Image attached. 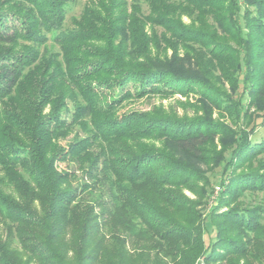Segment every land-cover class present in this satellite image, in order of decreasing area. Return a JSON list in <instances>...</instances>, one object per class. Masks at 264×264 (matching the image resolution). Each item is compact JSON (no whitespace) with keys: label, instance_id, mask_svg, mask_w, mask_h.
Returning <instances> with one entry per match:
<instances>
[{"label":"trees","instance_id":"obj_1","mask_svg":"<svg viewBox=\"0 0 264 264\" xmlns=\"http://www.w3.org/2000/svg\"><path fill=\"white\" fill-rule=\"evenodd\" d=\"M75 1L0 0V264H263L264 0Z\"/></svg>","mask_w":264,"mask_h":264},{"label":"rangeland","instance_id":"obj_2","mask_svg":"<svg viewBox=\"0 0 264 264\" xmlns=\"http://www.w3.org/2000/svg\"><path fill=\"white\" fill-rule=\"evenodd\" d=\"M88 0H76L74 3L70 4L68 6V10H67V19L65 22V27L66 28H72L73 27V20L76 18H79L80 15L82 14L83 8L85 7L86 3ZM131 1V0H130ZM142 2V6L145 12L148 11V7L147 4L145 3L144 0H141ZM49 46L54 48V49H58L57 46H55L54 42L51 40L49 41ZM171 54V52H169V55ZM227 90H229L230 94L232 93V90L230 89V87L226 84L225 85ZM234 98L238 99L239 96H241V102L243 103L244 107L246 108V110H250V113H255L256 110L254 107L252 106H248V102L247 100H245L243 97V94H241L240 92H237L235 94H233ZM176 99H180L182 101H186V98L181 97V96H176L174 98H170V99H160L159 97H151V98H145V99H141V100H137V101H132L128 104L125 105V107L120 111V112H129L131 110H139V111H149L151 110L153 107L155 106H159L161 104H163L164 106L169 107L170 105H173L176 102ZM191 102H194L193 100H191ZM181 113H183L184 111H182V108L179 109ZM191 113V111H190ZM213 118L215 120L221 121L225 124H227L228 126H231L233 129H236V126L232 123V119L230 118L229 115H227L226 113H219L218 111H214L213 112ZM264 136V128L261 126H258L257 129L255 130L253 135H250V137H252V139H259L261 137ZM218 144V148L221 149V146ZM60 169H68L70 168L69 166H66V164H59L58 165ZM225 166H221V167H217V168H213L210 172H209V178H210V191L208 194V200L205 204L204 207H202V212L203 215L205 217H208L210 215V213L212 212V209L217 205V200L220 196V192L223 188V177H222V172L224 170ZM244 170L240 169V171ZM227 183V181H226ZM187 194L189 196H191L192 198H195L194 195H192L191 193L187 192ZM242 201L248 205V206H253L255 204L258 203H264V193H257V194H247L244 198H242ZM222 211H225L222 210ZM220 211V212H222ZM210 227V226H209ZM211 233L208 234L206 236V240H210V238H212L214 236V232H213V228L210 227ZM128 250H130V252H134L133 248H131L130 246L127 247ZM241 264H243V262H241ZM253 264H259L258 262H255ZM264 264V262H263Z\"/></svg>","mask_w":264,"mask_h":264}]
</instances>
